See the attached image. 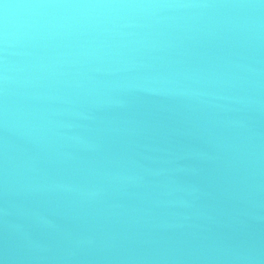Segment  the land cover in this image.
Wrapping results in <instances>:
<instances>
[{"label": "clouds", "instance_id": "9594fccd", "mask_svg": "<svg viewBox=\"0 0 264 264\" xmlns=\"http://www.w3.org/2000/svg\"><path fill=\"white\" fill-rule=\"evenodd\" d=\"M0 4L6 251L264 264V0Z\"/></svg>", "mask_w": 264, "mask_h": 264}, {"label": "water", "instance_id": "95a60500", "mask_svg": "<svg viewBox=\"0 0 264 264\" xmlns=\"http://www.w3.org/2000/svg\"><path fill=\"white\" fill-rule=\"evenodd\" d=\"M80 3L86 0H3L8 4L28 3ZM3 21V9L0 4V22ZM257 220H259V197H257ZM159 245L145 242L140 239L120 238L110 241L108 248L100 253L99 259L85 262V264H224L223 261L212 259H188V258H167L173 255H181L179 252L158 251ZM163 257V258H162ZM0 264H29L15 258L14 254L4 248L3 234L0 232Z\"/></svg>", "mask_w": 264, "mask_h": 264}]
</instances>
